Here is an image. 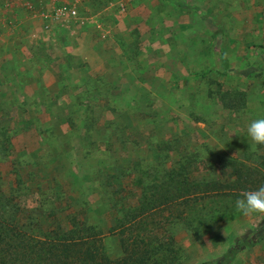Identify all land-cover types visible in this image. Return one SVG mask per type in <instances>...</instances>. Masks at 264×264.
<instances>
[{
    "label": "rangeland",
    "instance_id": "1",
    "mask_svg": "<svg viewBox=\"0 0 264 264\" xmlns=\"http://www.w3.org/2000/svg\"><path fill=\"white\" fill-rule=\"evenodd\" d=\"M122 1L95 0L89 6L96 10L111 7L110 13L124 16L129 10L121 12L118 5ZM135 1L129 4H135ZM85 12L79 8L80 18H86ZM112 15L107 19L115 18ZM72 24H75L74 21ZM171 38L175 44L181 45L180 37ZM183 41L184 47L191 44V39ZM226 41L225 38L223 41L220 37L219 40L215 38V74H210L206 62L198 68L189 65L187 70L182 64L181 72L177 74L179 83H166L172 77L164 68L165 60L149 49L148 41L145 45L149 47H143L141 52L138 43L142 41L132 38L129 45L134 50L128 55L127 67L113 66L108 72L103 71L101 76H84V82L66 85L63 93L65 97L62 95L60 99H52L53 110L41 108V115L28 114L25 109V115L18 112L4 114L8 104L0 105V128L14 133L12 143L16 151L27 153L24 155L29 161L32 160L30 154L45 158L53 156L50 152H36L41 143L52 140L50 132L65 147L69 144L72 158L64 156L72 162L75 188L81 192L80 195H91V204L80 203L78 206L79 212H83L81 219L88 215V223L98 227H102V219L103 222L109 220V215L104 217L96 212L104 211L107 206L94 203V195L99 192L107 198L108 203L118 200L121 204L129 199L126 197L135 188L123 192L116 190V187L103 185L105 187L101 190L100 180L91 181L89 161L93 165L104 160L106 170L103 176L108 179V175L116 173L117 166L128 174V166L132 161L151 157L154 151L150 144L160 147L167 143L170 147L168 152L173 155L169 160L178 161L182 157L197 154V158L210 161V165L213 163L215 166V162L221 163L227 157L232 162L256 169L258 176L263 175L264 178V145H256L247 137V126L251 120L264 117V45L259 42L241 45V52L244 47L252 50L242 54L240 51L235 52L233 45ZM151 42L154 44L151 49H162L163 36H155ZM184 49L187 50L186 47ZM38 54L41 56L45 53L39 51ZM242 55L249 58L240 60ZM123 58L127 59V56ZM195 71L198 73L196 76H184V72ZM183 96L188 97L185 99ZM71 103H74V107ZM50 110L53 113H49ZM69 118L71 121L68 123ZM147 119L151 120L149 127L153 136L150 139L146 136L149 131ZM115 122L118 123V129L115 128ZM12 158L5 163L0 156V187H7L16 178L15 173H12ZM150 161L146 160L141 170L145 171ZM228 169L224 167L226 172L219 171L218 178L230 176L232 171ZM31 172L37 173L40 180H47L51 176V171L45 170L42 165L32 167ZM22 173L26 180L30 178L27 170H22ZM196 175L202 178L207 177L208 173L199 169ZM135 194H139V191H135ZM71 211L68 209L62 218L69 217ZM166 220L167 216L160 213L155 223L163 224ZM214 225L213 230L206 231L200 239H196L180 220L167 226L178 249L176 264L218 263L240 235L250 230L257 231V226L259 229L264 226V216H240L221 220ZM104 235L107 254L113 258L122 256L111 235L106 231ZM231 264H264V240L240 252Z\"/></svg>",
    "mask_w": 264,
    "mask_h": 264
},
{
    "label": "trees",
    "instance_id": "2",
    "mask_svg": "<svg viewBox=\"0 0 264 264\" xmlns=\"http://www.w3.org/2000/svg\"><path fill=\"white\" fill-rule=\"evenodd\" d=\"M71 105L74 107V103ZM147 120L149 131L146 136L150 139L153 136L149 127L151 120ZM70 121L69 118L67 122ZM114 124L118 129V123ZM49 135L52 140L41 143L36 152H50L53 156L45 158L30 154L32 160L29 161L24 155L27 153L16 151L12 143L14 133L0 128V156L5 163L13 157L12 173L16 175L7 187H0V264H176L178 249L168 225L180 220L196 239H200L206 231L213 230L215 223L241 216L235 209V201L242 191L264 185L263 175L258 176L256 169L232 162L225 156L223 162L219 160L221 163L215 162V166L197 158V154L174 161L169 160L173 155L169 154L167 143L160 147L150 144L154 153L145 158L151 160L145 171L141 168L146 160L139 159L128 166V174L117 166V174L108 175L106 179L103 176L104 160L93 165L88 162L91 181L100 180L101 190L107 185L123 192L132 188L139 191V194L132 192L121 204L118 200L108 203L99 192L94 195V203L107 206L104 211L96 212L104 217L109 215V220L103 222L102 219V227H98L88 223V215L81 219L83 212H79L78 206L80 203L91 204V195H80L75 188L72 162L64 156L72 158L69 144L65 147L53 133ZM40 165L51 171L47 180H40L37 173L31 172L32 167ZM224 167L232 171L230 176L218 178L219 171L226 172ZM199 169L209 176L198 178ZM22 170H27L28 180ZM70 208L69 217L62 218ZM160 213L167 216L166 223H155ZM105 231L111 235L122 256L113 258L107 254ZM263 240L264 226L258 231L245 232L230 244L216 264H231L240 252Z\"/></svg>",
    "mask_w": 264,
    "mask_h": 264
},
{
    "label": "crops",
    "instance_id": "3",
    "mask_svg": "<svg viewBox=\"0 0 264 264\" xmlns=\"http://www.w3.org/2000/svg\"><path fill=\"white\" fill-rule=\"evenodd\" d=\"M94 1L60 0L76 3L86 11V18L70 29L57 26L48 34L43 19L24 3L51 11L52 0H11V5L0 0V105L8 104L4 114L25 115V109L41 115V108L53 110L50 101L63 97L66 85L84 82V76H101L113 66L127 67L134 50L129 45L132 38L142 41L138 43L141 52L149 47L148 41L149 49L165 60L164 68L172 77L166 83H179L182 64L187 70L189 65L198 68L206 62L210 74H215V38L227 39L235 52H241L244 44L264 45V0H136L124 16L110 13L111 7L90 9ZM110 14L115 18L107 19ZM158 35L163 36L161 52L151 49ZM171 37H180L181 45ZM186 39H191L187 50ZM39 51L45 54L40 56ZM246 51L252 50L244 47L241 53Z\"/></svg>",
    "mask_w": 264,
    "mask_h": 264
},
{
    "label": "clouds",
    "instance_id": "4",
    "mask_svg": "<svg viewBox=\"0 0 264 264\" xmlns=\"http://www.w3.org/2000/svg\"><path fill=\"white\" fill-rule=\"evenodd\" d=\"M247 137L256 145H264V117L251 120L247 126ZM235 209L245 218L264 216V185L242 191L235 201Z\"/></svg>",
    "mask_w": 264,
    "mask_h": 264
},
{
    "label": "built area",
    "instance_id": "5",
    "mask_svg": "<svg viewBox=\"0 0 264 264\" xmlns=\"http://www.w3.org/2000/svg\"><path fill=\"white\" fill-rule=\"evenodd\" d=\"M55 4L51 11H40L35 9L32 4L24 3V7L32 14L41 17L44 21V31L51 33L52 30L59 26L61 28L70 29L74 23L83 22L84 19L80 18L79 7L76 3L66 4L60 3V0H52ZM135 0H123L119 3L118 7L121 12L126 13L129 9V3ZM6 3L11 5V0H6Z\"/></svg>",
    "mask_w": 264,
    "mask_h": 264
}]
</instances>
